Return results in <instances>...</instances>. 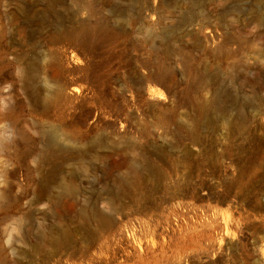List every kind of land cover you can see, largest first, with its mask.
Wrapping results in <instances>:
<instances>
[{"label":"rangeland","instance_id":"rangeland-1","mask_svg":"<svg viewBox=\"0 0 264 264\" xmlns=\"http://www.w3.org/2000/svg\"><path fill=\"white\" fill-rule=\"evenodd\" d=\"M0 264H264V0H0Z\"/></svg>","mask_w":264,"mask_h":264},{"label":"bare ground","instance_id":"bare-ground-1","mask_svg":"<svg viewBox=\"0 0 264 264\" xmlns=\"http://www.w3.org/2000/svg\"><path fill=\"white\" fill-rule=\"evenodd\" d=\"M190 20H193L192 18L190 19ZM74 93L75 94H80L81 92H83L84 90H85V86H81V87H74ZM216 98H217V96H216ZM215 100L217 101V99H215V98H213L210 102H209V106H212L213 104H214V102H215ZM260 102V104H261V101H259ZM259 104V105H260ZM215 105V104H214ZM213 105V106H214ZM262 105V104H261ZM213 108V107H212ZM58 150V149H57ZM59 152H61V151H59ZM55 153V152H54ZM56 153H57V151H56ZM55 153V154H56ZM53 154V153H52ZM58 154V153H57ZM109 170V169H108ZM110 172V171H109ZM108 172V173H109ZM66 180V179H65ZM69 181H71V180H69ZM61 182H63V181H61ZM72 182V181H71ZM62 184V183H61ZM62 194H67V195H71V194H75V192H77L76 190H75V187L72 185V184H70V183H68V182H64V185H62ZM199 189V188H198ZM61 198V197H60ZM107 199V198H106ZM98 200V199H97ZM101 200V199H100ZM105 201V200H104ZM101 202V201H100ZM106 202V201H105ZM93 205V204H92ZM110 206V205H109ZM108 206V207H109ZM71 207V206H70ZM98 210V209H97ZM96 215V214H95ZM98 216V215H97ZM108 216V215H107ZM100 217H102V216H100ZM110 218H111V216H110ZM108 221V220H107ZM105 223V222H104Z\"/></svg>","mask_w":264,"mask_h":264}]
</instances>
